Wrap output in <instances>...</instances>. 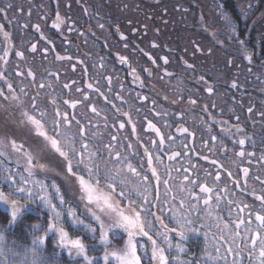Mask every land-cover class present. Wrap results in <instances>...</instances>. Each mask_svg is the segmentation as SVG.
Segmentation results:
<instances>
[{
    "label": "snow or ice",
    "instance_id": "obj_1",
    "mask_svg": "<svg viewBox=\"0 0 264 264\" xmlns=\"http://www.w3.org/2000/svg\"><path fill=\"white\" fill-rule=\"evenodd\" d=\"M13 9L11 4L0 8V13H6ZM22 11V9H21ZM224 28L229 34V39L233 40L239 49L243 51V59L247 60L250 65L255 64L257 58L245 47L246 41L235 36V25L231 18L220 9ZM65 24V19L56 13L52 21V28L59 30L61 25ZM36 32L41 33V39H45L39 25L32 26ZM103 28V25H100ZM75 25L69 27L73 31ZM119 32V29H117ZM0 98L5 106V110L11 109L14 114H18L16 127L9 125L7 120L0 121V157L7 158L9 153H15L18 157V163L22 160L24 163L23 170L6 168L0 171V183L4 185V190L0 191V201H6L4 192L13 189L16 193L31 196L33 193L39 197L55 211V205L49 198V186L44 180L36 178V173L46 166L40 163L41 160H48L59 165L61 172L67 181L74 187L78 183L80 190L85 194L81 196L82 201H88L86 208L97 219L101 216L108 217L116 221L124 228L127 233V247L123 254L113 253V257L118 264H143V254L138 255L137 249L144 250L145 244L136 237H146L151 242V257L155 264H169V258L165 255V249L160 247L157 240L153 239L150 233H155L157 237L162 238L163 242L169 247H175L179 253L186 252L187 249L182 243L172 244L170 233L176 232L181 240L186 239L188 232H201L202 228H215V232H203L205 248L203 255L207 256L211 264H264V147L261 148L260 155L255 152L247 151L245 145L250 142L255 147L256 141L248 136L244 128L241 127L242 116L237 114L235 108H228V114L236 120V123H229L226 119H217L209 110V104L200 105L197 99H192L194 94L192 89L187 87L183 79L176 81L177 99L170 101L179 109L175 113L157 111L155 116L161 119L171 117L173 123L183 119L186 111L191 109L205 114L199 117V128L206 130L207 138L196 137L195 131H190L188 127L177 124L175 131L180 133L183 139L177 143V139L172 134H163L161 129L152 122L147 120V129L144 133L148 138L142 141V136L137 135V122L143 124V120L134 121L131 111L135 104L129 103L120 94L116 92L115 96L111 93L115 91L113 78L104 77L107 81V90L102 91L104 84L101 80L89 77L87 69L80 74L79 80H70L68 83L60 85V77L54 72H47V82L42 77L37 83L36 77L31 70L25 74L23 70L15 72V77H31V91L25 87L18 88L17 79H10L12 76L8 68L10 53L15 52V56L23 60L25 53L16 50L11 41L10 33L5 31L3 25H0ZM121 40L125 39L120 34ZM51 44L52 40L49 39ZM218 43H223L218 41ZM127 47V45H125ZM156 47L155 44L152 45ZM227 47V46H225ZM38 51L36 43L31 44L30 52L35 54ZM48 52V49H44ZM153 65L156 60L149 53L139 49ZM164 64L169 63L166 57H161ZM57 61H70L71 57L57 54ZM117 60L121 65H127L130 69L129 75L132 77V83L140 89L145 88V82L140 79L137 68L132 66L128 59L123 55H118ZM104 57H101V69L105 68L103 63ZM186 63V62H185ZM229 64L234 61L229 60ZM19 67V66H17ZM76 65H73L75 69ZM191 64H187V69H192ZM260 67H264V61H260ZM144 72L151 77L152 68H144ZM251 75V68L248 70ZM164 76L173 77L174 73L164 71ZM55 77V81L51 78ZM83 81L84 88L77 87ZM20 84L23 81H19ZM196 84L203 88V91L210 96L214 94L215 89L219 86V80L209 82L203 75L196 78ZM232 88H238V83L233 81ZM18 88V90H17ZM124 85L121 82V90ZM74 89V92H73ZM160 95L154 87L149 90ZM189 94L187 103L184 102V93ZM91 93V95H90ZM76 95L78 98H73ZM62 97H68L62 99ZM135 99L141 102H147L151 99L149 95H143L137 91ZM167 100V97H164ZM101 100L103 103H101ZM119 101L120 107L113 101ZM153 108L158 107L157 101L151 99ZM123 105H127L128 111H125ZM79 107H84L95 117H102L104 123L99 121L93 123L91 120L87 124L83 123L84 116L76 111ZM211 108L216 109L215 101L211 102ZM67 109H72L70 113ZM137 116L142 114L140 108H135ZM223 114L224 109H218ZM251 114L254 109H247ZM148 112L144 113L145 119ZM264 119V112L257 113ZM109 117L112 124H109ZM126 118V119H125ZM118 124V127H117ZM127 125H131V132H127ZM165 128H171V124L165 121ZM195 128L196 126L193 125ZM219 128V133L214 134L213 129ZM96 129V130H93ZM114 129L116 134L110 135L108 142H104V133ZM19 130V131H18ZM26 130V132L24 131ZM21 132H24L22 143H18ZM151 133H154L159 139H152ZM228 139L225 140L224 137ZM130 137H134L133 142ZM191 137V139H188ZM197 139L202 143L197 145ZM149 141L150 144H149ZM185 141H187L185 143ZM127 142V143H126ZM230 142V143H229ZM261 143L264 144V137H261ZM35 145V147H33ZM211 145V147H209ZM239 151H234L236 147ZM142 148V152L140 149ZM179 148V151L173 150ZM207 150L208 154L201 153ZM164 157H167L168 164L165 163ZM198 157L199 161L208 162L209 168H215L213 174L209 168L203 169L204 175L201 178L198 171L201 167L199 162L194 163L193 158ZM215 157V158H210ZM247 159L248 167H241ZM179 161L181 164H187L182 169L174 168L173 162ZM2 165V161H0ZM227 165V166H226ZM256 167L258 174L251 176V168ZM238 168L236 172L233 169ZM66 169V171H65ZM164 169L165 171H161ZM192 170L191 172L189 170ZM183 171V180L180 185L174 186L171 181L174 179L173 172ZM222 173L226 176L222 177ZM242 174V175H241ZM87 176V179L85 178ZM167 177V178H165ZM75 178V182L73 181ZM253 179L261 185L259 189L248 184V180ZM243 180V186H241ZM155 181V185L153 182ZM231 185L239 188L242 192L248 191L257 202L249 204L241 199L236 198L228 186ZM103 185L106 192H101L100 185ZM220 184L225 187L221 188ZM163 186V192L160 186ZM211 185V186H209ZM51 187L56 190L59 196V189L55 184ZM199 189V193L195 188ZM153 191L155 195L153 196ZM100 193L95 195V193ZM134 196V198H133ZM231 196V198H229ZM179 197V208L183 210L188 208V215L182 211H177L176 200ZM195 200L197 203H192ZM204 205L205 213L203 217H198L202 221L211 223H201L197 225L196 219H193L191 213L198 210V204ZM21 201L16 197L10 200V215L15 220L20 211ZM93 205L95 207H93ZM160 207L161 213L171 212L175 219L177 228H169L165 224L162 215H157L153 209ZM227 211L228 220L220 215L221 210ZM68 215L74 222L78 221L75 209L68 208ZM59 216V213H57ZM2 219V218H0ZM160 225L159 231L154 226ZM49 228L54 227L49 221ZM89 227H91L89 225ZM59 234V243L62 247H68L75 250L83 257L86 264H91L92 257L85 252V247L79 238L69 239L68 234L63 229H57ZM211 235V239H209ZM100 239H108L107 226L103 223L100 227ZM41 242L43 237H40ZM4 236L0 234V264H8L6 251L15 255L13 249L3 247ZM135 241V242H134ZM214 249L215 254H212ZM246 257V259H245ZM105 262L108 259L107 254L103 257ZM172 264H192L189 260H180L179 257H173ZM196 264H204L203 259H198Z\"/></svg>",
    "mask_w": 264,
    "mask_h": 264
},
{
    "label": "rangeland",
    "instance_id": "obj_2",
    "mask_svg": "<svg viewBox=\"0 0 264 264\" xmlns=\"http://www.w3.org/2000/svg\"><path fill=\"white\" fill-rule=\"evenodd\" d=\"M53 1L55 0H30V1L0 0V8H4L8 4H11L13 6L12 10H13V16L15 18V22L12 23L11 20H9V16L7 13H6L7 19L4 18L5 13H0V25H3L4 30L10 33V36L12 38V43L15 45L16 50L23 51L25 53V58L23 60L17 58L15 56V52L10 53L9 56L8 68L12 73V76H10L9 78L17 79L18 88L25 87L31 91V84L29 82L32 79L31 77L25 79L23 76L16 78L15 72L18 70H23L25 74L27 73L28 70H31L34 73V76L36 77L37 83L40 82L42 77H45V82H47V72L57 73V66L59 62H57L56 56L54 55V52H56L55 51L56 46H54L55 39L57 36L56 34L65 33L64 31L68 28V23L61 25V28L59 30L52 28L51 26L52 21L55 19V13L52 10L53 9L52 6L53 7L55 6V3ZM65 2L67 3V0H65ZM133 2L134 0H132V3L128 5L127 8V12L133 15L131 16L132 17L131 20H134L135 17L134 15L135 5ZM184 2L188 3V5L191 4L193 6L192 11H194V13H190V16H192L193 18L195 16V20H197V23L196 25H193L194 23L192 22H186V21H181L182 23L177 22L179 23V25H176L174 23L173 24L174 32H183V31L185 32L186 31L185 29L190 27L189 32L198 33L199 31L205 33L208 42L206 46V52L208 55L207 56L208 65H212V70L208 72V75L211 77L208 81L213 82L217 79L219 80V86L215 89L214 94L210 96L209 94L206 93V98H207L206 101L207 104H209V110L215 116L219 114L223 116L227 115V117L226 116L225 117L231 119L232 116L228 114L227 109L235 108L236 113L242 116L241 127L244 128V131L246 133V128L248 127L249 121L251 120L248 119L250 114L247 111V108H249L250 105L247 103V100H245V104L243 105L244 109H243L239 105L234 104L233 102H236L235 101L236 96L239 97L244 96L247 98L258 97L259 99H262L264 97V83L261 80H256L254 82L248 83L247 86L244 87V89L238 87L235 89V91H232V89L229 88L230 82L236 81V77L238 75H241V73H246L247 69H249L250 67V64L248 63L247 60L243 59L244 53L239 49L238 45H236L233 40L229 39V34L224 28V21L220 9L222 7L224 12L231 18L232 22L234 23L235 36H238L241 40H244L247 43H249L250 33H252L254 35L255 48L262 49L264 48V0H184ZM66 3H64V6L66 5ZM64 11L70 12V10L69 11L64 10ZM180 15H182V13H180ZM69 19L70 17H68V20ZM142 21L146 22L145 20ZM159 21L160 22L157 24V26L163 24L162 29L160 31L162 32L166 31L165 29L169 28L166 25L167 22H164L163 20H159ZM33 25H39L41 32H43L44 36H46L48 39L52 40V44L44 42L45 40L43 41V39H41V33L36 32L35 29L32 27ZM153 28L154 26H152V29ZM167 32L169 31L167 30ZM2 39L3 37L2 35H0V40ZM218 41H221L223 43H218ZM32 43H36L38 45L39 51H37V53L35 54L30 52ZM245 47L248 49L250 53H252V50L249 49L247 45H245ZM45 48L48 49V52L44 51ZM261 54L263 53L259 52V56ZM261 59H264V56H261L259 58V61H261ZM229 60L234 61V63L229 64L228 63ZM255 67L258 66L255 65ZM263 74H264V69L261 71L260 76L262 77ZM114 75L115 74L112 73L111 77L114 78ZM51 79L55 81V77H52ZM164 79H167L166 83L170 89L166 87L162 89V91L164 90V93L167 96L168 100L177 99L176 81L179 78L173 76L171 78L165 77ZM19 81H23V83L20 84ZM59 83L60 85H62L61 79ZM79 84L80 86H84L83 81H81ZM0 87H5L6 90V86L0 85ZM183 97H186L185 93ZM223 97L230 98V100L226 101L223 99ZM212 101L216 102L217 104L216 109L210 107ZM221 108L224 109L223 114H221V112L218 111V109ZM171 109H173V107H170V105H163L159 103V111L172 113ZM68 110L70 112V109ZM77 111L78 113H80L79 118H81V116L85 117V119L82 120L83 123L88 122L89 120L92 119L91 113H89V111L86 108L80 107L78 108ZM172 111L175 112L176 110H172ZM259 112L262 111L260 110ZM252 116L254 117L253 121L255 120V117L256 118L259 117V115L257 116L255 115L254 111L251 117ZM16 119H18V114H14L11 109H8L6 111L5 106L2 103V98H0V121L7 120L9 125L15 128ZM168 119L169 117H165L164 119L158 118L157 121L159 122V124L160 123L164 124L166 120L167 122H169ZM233 120H234L233 122L236 123L234 117ZM259 121L264 122V119L259 118ZM229 123L232 122L229 121ZM195 126L196 127L194 128L192 125L191 128L198 129L199 123L198 125L195 124ZM24 131L26 132V130ZM260 132L259 133L262 136H264L261 130ZM247 135L250 136L249 134ZM24 138H26L24 136V132H21L20 138L17 139V142L22 143ZM33 147H35V145H33ZM173 150L179 151L180 149L175 148ZM164 159L166 164L170 163L167 161V157H164ZM0 161H2V165H0V171L6 168L17 169L22 171L24 167V163L22 160L19 163L17 162L18 157L15 153L10 152L7 158L0 157ZM40 163L45 164L46 168L38 171L36 173V178L44 180L45 184L49 186V198L52 201V204L55 205V211H53L52 207L46 204L39 197L38 194L33 193L29 197L26 194L16 193L13 189H9L8 191L4 192L5 197H7L8 199L6 201H0V207L7 211H10L11 198L16 197L17 199H19L21 201L20 211L17 214L15 220L21 217L24 212L33 211L36 206L42 208L43 212L52 215L54 219V223H53L54 227L48 228L49 233L47 232V234L49 235L50 233L53 232L58 234L57 229H63L61 228V222L63 223L64 221L63 220L64 215H66L73 222L76 228L80 226H84L85 230L91 235V238H93L94 240L98 238L97 235L100 236V227L101 224L103 223L104 225L107 226L108 239L106 241H102L99 237V239L95 243H93V245L103 247L105 245L111 244V242H114L115 240H122L121 242L123 243L122 246L120 247V249L122 248L121 250L122 253L120 254H123L126 251L127 239H128L127 233L124 230V228L120 226L116 221L111 220L108 217L101 216L100 220H97L86 208V204L88 203V201L86 199L82 201L81 196L85 194L80 190L79 184L74 183V187H73L71 183L67 181L66 178L64 177L63 173L61 172V169L59 168V165H57L54 161L49 162L48 160H41ZM172 166L174 168L182 169L186 167V164H181L179 161H176L172 163ZM161 171L163 172L165 170L162 169ZM183 175H184L183 171L179 173L173 172L172 176L174 177V179L171 181V183L174 186L178 187L180 185V182L183 180ZM85 178L87 179V176H85ZM73 181L75 182V178H73ZM52 184H55L57 188L60 190L59 196L57 195L56 190L51 187ZM153 184L155 185V181L153 182ZM3 186L4 185L0 183V191L4 190ZM99 187L101 192L107 191V189H105L102 184ZM160 190L161 192H163L164 190L162 185L160 186ZM99 194H100L99 192L95 193V195H99ZM154 195L155 192L153 191V196ZM179 203L180 200L178 197L176 200L177 211L178 212L182 211L183 214L186 215L185 208L187 206L183 210H181L179 208ZM93 207L95 206L93 205ZM68 208L75 209V213H76V217H78V221L74 222L73 218L69 217ZM153 210L156 211L157 215L160 214L162 215V218L164 219L165 224H167L168 227L177 228V231H179L175 219L170 211L161 213L159 206H157V208ZM57 213H59V216H57ZM197 222H199L198 219H196V223ZM153 223H154V219H153ZM207 223H211V222L207 221ZM89 225L91 227H89ZM197 225L199 224L197 223ZM154 226L157 229V231H159L155 223ZM63 230L68 234L69 239H77V237L71 236L70 233L65 229ZM207 230H212L211 232L213 231L215 232V228H211V229L202 228L201 232H188L186 239L184 240L177 239L176 241H174L173 240L174 235H171L170 239L173 245H175L177 242L182 243L184 245L185 241L187 240L188 241L196 240L204 243L201 246L202 248H200L199 250L198 259H203L204 264H211V261L208 260L207 256L203 255V250L205 248V240H204L203 232ZM150 235L153 236V239L157 240L160 247L165 249V255L168 256L169 258V264H172L173 257H175L174 255L175 254L177 255L179 253L178 250L175 247H169L167 244L163 242L162 238L157 237L155 233H150ZM135 239L140 240L146 246V248L142 250V253L139 248L137 249V254L138 255L143 254L144 256L143 264H155V262L151 257V242L148 241L146 237L144 238L136 237ZM209 239H211V235ZM58 241H59V234L57 236V241L54 243L56 246L57 245L59 246ZM2 243H3V247L5 248L4 241ZM82 244L85 247L86 254L90 256L87 253L88 251H90L91 248L90 245L88 244L85 245L84 243ZM64 248L67 249L68 251L67 254L70 257L71 256L72 258L76 256L80 257L82 259V264H86V262L83 260L82 256L78 254V252H76L75 250H70L68 247H64ZM112 254L113 253L107 254L108 259L106 262L103 259L104 255L102 254L90 256L93 258L91 264L94 261H102L104 264H118V261L113 257ZM180 254H178V257L181 260L182 257L179 256ZM212 254L213 255L215 254L214 249L212 250ZM6 259L8 261V264H24L25 262V261L22 262L17 261L13 257H11V255L7 251H6ZM25 264H31V263L27 261L25 262Z\"/></svg>",
    "mask_w": 264,
    "mask_h": 264
},
{
    "label": "flooded vegetation",
    "instance_id": "obj_3",
    "mask_svg": "<svg viewBox=\"0 0 264 264\" xmlns=\"http://www.w3.org/2000/svg\"><path fill=\"white\" fill-rule=\"evenodd\" d=\"M53 2L55 3V6H52V10L54 11L55 15L57 12H59L60 15L64 17L65 23H68V28L64 31L65 33L56 34L57 36L54 44V46H56V52H54L55 56L59 54L61 56L71 57L70 61H57L59 63L56 74H58L60 77L62 84L68 83L70 80L80 79L79 73L81 74L85 69H87L89 77L92 79L101 80V82L104 84L102 91H106L107 81L103 78L111 76V74L114 73L115 75L113 78V83L115 86V91H113L111 95L115 96L116 92L119 91L125 100H127L129 103L135 104V108H140L142 110V114L139 117L137 116L135 108L131 111L134 121H144L143 124L137 122V135L142 136V143L144 139L148 138L146 135H144V133L147 129V120L149 119L161 129L163 134L174 135L177 139V143L183 139L182 135L175 131L177 124H182L184 127H188L190 131H195L196 137L207 138L206 130H201L200 128L193 129L191 126L195 124L198 125L200 116L203 115L205 120H207L208 117L201 112L191 109V106H188L189 110L185 112L183 119L177 120L175 123H173L172 118L169 116L168 123L171 124V128H165V123L159 124L157 121L159 117L155 116V112L159 111V103L173 107V109H171L172 113H175L179 110L176 105L170 103V101L176 99H164L166 95L162 89L166 87L170 89L166 83L167 79H164L166 77L164 76L165 70H167V72L174 73L175 77L185 81L187 87L192 89L194 92V94L191 96L192 99H197L200 105L207 103L206 92L203 91L202 87L196 84V78L201 75H203L206 80L211 78L208 75V72L212 70V65H208L207 60V36L204 32H189L190 27L186 28L185 32L183 30V32H174V23L179 25L181 21H186L192 22L194 23L193 25H196L197 20H195V16L194 18L190 16V13H194V11H192L193 6L191 4L188 5V3H185L184 0H134L133 3L135 5V17L134 20H131V16L133 15L127 12V8L128 5L132 3V0H67V3L65 0H55ZM63 2L66 3L65 6ZM64 10H70V12ZM180 13H182V15H180ZM7 14L9 16V20L14 23L15 18L13 16V10L8 11ZM68 17H70L69 20ZM142 20H145L147 23L143 22ZM159 20L167 22L166 25L169 28L165 29L166 31H160L163 24L159 25L160 27L157 26V24L160 22ZM101 24L103 25V28L100 27ZM72 25H75V28L73 31H69V27ZM152 26H154L153 29ZM117 29H119V32H117ZM167 30L169 32H167ZM121 33L125 37L123 40L120 38ZM44 37L45 39H43V41L45 40L44 42L48 43L49 39L46 36ZM153 44L156 45L155 48L152 47ZM125 45H127V47H125ZM246 45L252 50V54L257 58V60L255 64H252L249 67L251 68V75H249V69H247L246 73H241V75L236 77L238 87L242 89H244L248 83L254 82L256 80H261L264 83V74L262 77L260 76V73L264 67H260L259 63V58L264 56V48H255L254 35L252 33H250V42ZM139 49H143L144 52L149 53V55H151L152 58L156 60V64L153 65L151 61H149L148 58L139 51ZM259 52H262L263 54L259 56ZM118 55L125 56L128 59V62L137 68L140 79L145 82L144 89H140L137 85L132 83V77L129 75L130 69L127 65H121L118 62ZM101 57H104L103 63L105 68L103 70L101 69ZM161 57H166L169 63L165 65L163 60L160 59ZM261 61H264V59H261ZM187 64H191L193 66L192 69H187ZM73 65H76L75 69L73 68ZM255 65L258 67H255ZM144 68L153 69V74L151 77H148V74L143 71ZM121 82L124 85L123 90H121ZM232 83L233 82H230L229 88L232 89V91H235L236 88L231 87ZM77 87L84 88V86H80V84H77ZM153 87L161 94L157 95L156 92H150L149 90ZM137 91L141 92L143 95L151 96V99H155L157 101L158 107L153 108L151 99L147 102L136 100L135 93ZM185 94L186 97H183V100L185 103H187L189 94L187 92H185ZM66 98L68 97H62V99ZM73 98H78V96L74 95ZM223 99L226 101L230 100V98L226 97H223ZM245 100H247V103L250 105V107L254 109L256 116L260 110L264 112V97L259 99L258 97L247 98L244 96H236V102H232L243 108ZM113 102L116 103L118 107L121 106L119 101L114 100ZM101 103H103L102 100ZM123 108L125 111H128L127 105H123ZM172 110L176 111L173 112ZM72 111L73 110L70 109V113ZM145 112L150 113L147 115L146 119L144 116ZM91 115V121L93 123L99 121V123L103 125L104 121L102 117L106 115V113H102L100 118L95 117L92 113ZM225 116L227 117V115L223 116L219 114L216 115V118L226 119L234 123L233 117H230L231 119H229ZM77 118L79 119V116ZM259 118L261 117H255V120L253 121L254 117L252 116L251 120L249 121V125L246 128V133L256 141L255 147H253L250 142H247L245 145L247 151L255 152L257 156L260 155L261 148L264 147V144L261 143L260 139L262 136L260 134V130L264 135V122H260ZM84 123L87 124L88 122ZM109 124H112L110 117ZM131 127V125H127V132L124 134L130 133ZM213 133H219V128H214ZM112 134H116L114 129H110L109 132H105L103 137L104 142H108L110 135ZM150 135L152 139H159L154 133H151ZM130 139L133 142L135 141L134 137H130ZM188 139H191V137ZM224 139L227 140L228 138L225 136ZM150 142L151 141H149V144ZM186 142L187 141H185V143ZM196 143L199 145L202 143V140L197 139ZM209 147H211V145H209ZM239 150L240 149L238 146L234 149V151ZM140 151H142V148ZM201 154H208L207 150H204ZM193 162L200 163L201 167L198 171V174L202 178L204 175L203 169L209 168L208 162L199 161L198 157L193 158ZM187 166L188 165L186 164V167ZM240 166L248 167L249 165L247 163V159H245L244 163ZM256 167H258V165L251 168V176L253 177L258 174ZM209 170L214 174L215 168H209ZM233 170L236 172L239 171L238 168H234ZM189 171L191 172L192 170L190 169ZM226 175V173H222V177ZM248 184L257 189L261 187V185L253 179H249ZM228 186L230 190L235 193L236 198L241 199L249 204L257 203L254 200V197L249 194L250 189L248 191L242 192L239 188L232 186L230 181ZM241 186H243V180H241ZM220 187L223 188L225 185L220 184ZM195 191L199 193L198 187L195 188ZM229 198H231V196ZM192 203L197 202L193 200ZM185 213L188 215L187 207L185 208ZM204 213L205 208L201 202L198 204V210L193 211L191 216L193 219H198V217H203ZM220 215L224 216L225 220L229 219L226 209L221 210ZM198 221L199 222L197 223L199 225L201 223H207V221H202L201 219H198ZM207 231L211 232L212 230Z\"/></svg>",
    "mask_w": 264,
    "mask_h": 264
},
{
    "label": "trees",
    "instance_id": "obj_4",
    "mask_svg": "<svg viewBox=\"0 0 264 264\" xmlns=\"http://www.w3.org/2000/svg\"><path fill=\"white\" fill-rule=\"evenodd\" d=\"M0 218H2L0 219V234L4 236L5 248L6 250L9 248L14 250L15 255L12 253L9 254L17 261H28L31 264H82V259L77 256L73 258L72 256L70 257L67 254V249L62 247L59 241V246L54 244L57 241L58 234L55 232L50 233V235L47 234L49 221L54 223V219L52 215L43 212L42 208L36 206L33 211H26L21 217L13 221L10 211L0 207ZM63 220V223L61 222V228L68 231L71 236L80 238L85 245H90V251L87 252L90 256L100 254L105 256V254L110 253H122V248L120 249L123 243L121 242L122 240H115L114 242H111V244L103 247L94 246L93 243L99 239V235H97L98 238L94 240L85 230L84 226L76 228L66 215L63 216ZM155 225L161 230L160 225ZM171 235H174V241L180 239L176 232L170 233V237ZM40 237H43L42 242ZM203 244L204 243L196 240L185 241L184 246L186 249L188 248V251L181 254L178 253L180 254L179 256L182 257L181 260L190 259L192 264H196L199 250L202 248L201 246ZM58 252H61L62 254ZM178 254H175L174 256L177 257ZM92 264L104 263L102 261H94Z\"/></svg>",
    "mask_w": 264,
    "mask_h": 264
}]
</instances>
